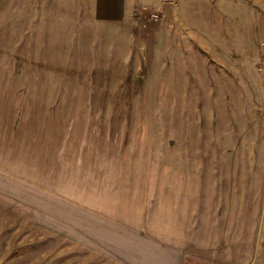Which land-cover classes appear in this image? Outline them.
Masks as SVG:
<instances>
[{
    "label": "rangeland",
    "instance_id": "374dc122",
    "mask_svg": "<svg viewBox=\"0 0 264 264\" xmlns=\"http://www.w3.org/2000/svg\"><path fill=\"white\" fill-rule=\"evenodd\" d=\"M94 1L0 0V264H117L139 241L145 258L264 264L253 92L199 38L172 58L159 14L120 29Z\"/></svg>",
    "mask_w": 264,
    "mask_h": 264
},
{
    "label": "crops",
    "instance_id": "0c3cea01",
    "mask_svg": "<svg viewBox=\"0 0 264 264\" xmlns=\"http://www.w3.org/2000/svg\"><path fill=\"white\" fill-rule=\"evenodd\" d=\"M94 3L93 17L100 20L99 23L120 29L139 24L140 18L132 19L131 12L141 9L159 14L157 27L171 42L172 58L175 56L173 47L179 40L190 43L193 38L201 39L194 47L209 61L207 68L219 70L242 83L249 97L253 92L251 114L255 119L252 120L259 126L257 112L260 109L264 112V0H95ZM104 13L113 15L102 16ZM194 47L185 52L187 64ZM244 67L249 77L243 74ZM256 124L254 126L259 128ZM135 246L136 256L132 260L121 258L117 264H185L161 254L160 245L152 244L148 258L144 256L143 241L135 242ZM94 251L97 253L96 249Z\"/></svg>",
    "mask_w": 264,
    "mask_h": 264
}]
</instances>
